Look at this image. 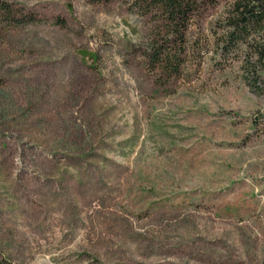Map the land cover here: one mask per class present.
Wrapping results in <instances>:
<instances>
[{
    "label": "rangeland",
    "instance_id": "374dc122",
    "mask_svg": "<svg viewBox=\"0 0 264 264\" xmlns=\"http://www.w3.org/2000/svg\"><path fill=\"white\" fill-rule=\"evenodd\" d=\"M4 1L37 21L0 24V264H264V82L219 53L230 0H194L168 82L162 24L120 1Z\"/></svg>",
    "mask_w": 264,
    "mask_h": 264
},
{
    "label": "trees",
    "instance_id": "16d2710c",
    "mask_svg": "<svg viewBox=\"0 0 264 264\" xmlns=\"http://www.w3.org/2000/svg\"><path fill=\"white\" fill-rule=\"evenodd\" d=\"M107 3L112 0H89ZM128 6L134 14L148 17L162 24L165 39L155 40L143 53L149 72L164 81L182 77L188 59L197 51V45L188 44L186 34L196 16L198 7L194 0H117ZM219 36V53L223 58L245 57L244 64L252 76L253 86L264 82V43L259 32L264 26V0H230ZM36 17L23 8L0 0V24L9 28L36 23ZM61 25V24H59ZM250 57L254 61L249 62Z\"/></svg>",
    "mask_w": 264,
    "mask_h": 264
}]
</instances>
